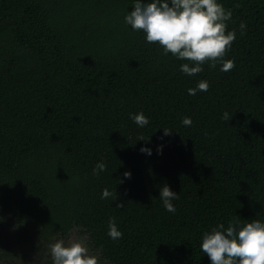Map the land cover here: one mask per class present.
<instances>
[{
  "label": "trees",
  "instance_id": "16d2710c",
  "mask_svg": "<svg viewBox=\"0 0 264 264\" xmlns=\"http://www.w3.org/2000/svg\"><path fill=\"white\" fill-rule=\"evenodd\" d=\"M218 2L235 67L188 76L189 61L125 23L134 0H0V213L45 239L80 227L110 264H212L204 232L264 222V0ZM200 80L208 91L189 95ZM141 111L143 128L130 118Z\"/></svg>",
  "mask_w": 264,
  "mask_h": 264
},
{
  "label": "clouds",
  "instance_id": "9594fccd",
  "mask_svg": "<svg viewBox=\"0 0 264 264\" xmlns=\"http://www.w3.org/2000/svg\"><path fill=\"white\" fill-rule=\"evenodd\" d=\"M231 18V11L226 10L218 0H134L133 10L124 20L134 31L142 30L148 43H158L163 55L171 53L179 60L189 61L180 65V71L195 76L204 71L205 63H209L213 69L220 63L223 72L235 67L234 61L224 59L236 39L235 30L227 31L226 22ZM245 29L246 24L241 22V35ZM209 87L206 80H200L195 88L188 89V93L194 96L198 91H208ZM130 118L141 128L149 124V118L142 111L130 114ZM231 118L227 111L221 117L225 121ZM181 123L191 126L193 122L190 117H184ZM171 132V129L164 128L165 135ZM138 140L149 139L141 135ZM160 150L162 146L158 148ZM140 151L151 155V149L147 147H142ZM106 167L103 161L97 163L93 174L99 176ZM123 175L130 178L131 172L126 171ZM108 198L117 200V192L104 188L101 199ZM159 198L166 211L175 213L172 201L179 199L177 192L165 183L160 188ZM123 206V203L116 205ZM107 234L113 240L122 238L115 217L109 218ZM200 247L212 264H264V222L253 219L242 224L240 220L233 219L227 227L220 223L202 234ZM49 248L52 264H100L99 257L89 254L83 240L71 241L67 245L63 240H58Z\"/></svg>",
  "mask_w": 264,
  "mask_h": 264
},
{
  "label": "rangeland",
  "instance_id": "374dc122",
  "mask_svg": "<svg viewBox=\"0 0 264 264\" xmlns=\"http://www.w3.org/2000/svg\"><path fill=\"white\" fill-rule=\"evenodd\" d=\"M0 217V264H52L49 246L58 240L66 245L83 240L89 254L99 257L100 264H110L91 246L88 234L80 227H74L66 236L45 239L30 227H20L7 214L0 213Z\"/></svg>",
  "mask_w": 264,
  "mask_h": 264
}]
</instances>
